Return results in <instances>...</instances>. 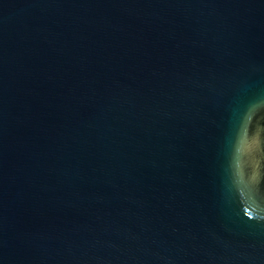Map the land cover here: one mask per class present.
I'll use <instances>...</instances> for the list:
<instances>
[{"label":"water","instance_id":"obj_1","mask_svg":"<svg viewBox=\"0 0 264 264\" xmlns=\"http://www.w3.org/2000/svg\"><path fill=\"white\" fill-rule=\"evenodd\" d=\"M0 264H264V0H0Z\"/></svg>","mask_w":264,"mask_h":264}]
</instances>
